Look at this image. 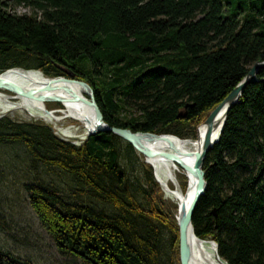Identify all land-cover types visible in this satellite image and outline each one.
<instances>
[{
  "label": "trees",
  "instance_id": "trees-1",
  "mask_svg": "<svg viewBox=\"0 0 264 264\" xmlns=\"http://www.w3.org/2000/svg\"><path fill=\"white\" fill-rule=\"evenodd\" d=\"M255 61H264V0H0V72L71 74L91 86L103 120L115 127L162 134L184 125L195 139ZM256 77L206 154L207 186L192 215L194 234L213 240L226 264H264V69ZM172 134L185 136L183 129ZM119 139L99 132L74 145L40 121L0 118L1 143L23 144L112 208L94 211L25 184L28 206L60 255L83 264H179L177 204L164 198L144 161L146 207L137 202L119 163ZM125 154L143 158L126 141ZM178 176L185 191L186 177ZM162 228L171 232L164 259ZM0 264L32 263L0 249Z\"/></svg>",
  "mask_w": 264,
  "mask_h": 264
},
{
  "label": "rangeland",
  "instance_id": "rangeland-1",
  "mask_svg": "<svg viewBox=\"0 0 264 264\" xmlns=\"http://www.w3.org/2000/svg\"><path fill=\"white\" fill-rule=\"evenodd\" d=\"M9 9L19 14L31 13V9L23 5H12ZM23 62L26 61L23 60ZM78 62L89 67L86 58H81ZM29 70L46 77L38 69ZM63 70L69 72L67 69L63 68ZM4 93L7 95V100L5 102L0 100V118L6 117L10 120L28 122L40 121L49 125L57 137L70 144L79 145L84 140L86 129L81 122L72 118L50 120V118L43 116L42 112L28 108L27 105H21L18 99L12 97L13 93L6 90ZM184 128V125L176 126L167 132L174 133L175 130L183 129V134L187 133L188 135L189 132ZM187 135L185 134L180 138L195 142L196 139L186 137ZM117 148L120 150L119 163L125 171L128 188L134 193L137 202L144 208L146 207L142 192L146 188V173L142 166L144 160L138 155L130 154L127 156L125 154V141L121 138L117 141ZM182 174V172L176 174L180 187L182 183L178 175ZM183 175L185 176V174ZM185 177L187 182V176ZM25 184H36L53 189L64 202L69 204H80L94 211L105 213L112 211L109 205L99 202L97 198L86 192L85 188L67 171L32 158L21 143L0 142V249L15 257L27 259L32 264H83L77 258L62 256L56 251L53 242L42 230L28 206L24 190ZM161 189L164 198L174 202L166 195L162 187ZM160 231L162 236L161 257L164 259L170 254L171 232L165 228ZM214 257L218 258L220 262L222 261L218 257L217 251H214ZM174 264L178 263L175 262Z\"/></svg>",
  "mask_w": 264,
  "mask_h": 264
},
{
  "label": "water",
  "instance_id": "water-1",
  "mask_svg": "<svg viewBox=\"0 0 264 264\" xmlns=\"http://www.w3.org/2000/svg\"><path fill=\"white\" fill-rule=\"evenodd\" d=\"M12 69L17 68L12 67L0 72V88L26 98L31 102H35L33 104L34 108H37V110L52 117L54 120L72 118L73 120L77 121V118L72 117L67 112L66 108L62 109V107H65L63 105L65 100L68 102L81 103L84 107L91 109L94 123L92 127L86 131L84 139L99 132H110L123 139L143 156L145 163L151 166L153 177L162 188L166 187L157 177L155 169L150 164V159L161 158L166 161L176 162L181 166L185 173L191 176V184H187L184 191L185 194L190 191L191 198L189 202H185L183 199L177 204L175 219L178 236V262L179 264H193L190 239L195 238L202 241V239H199L194 234L192 215L200 197L204 195L207 186L205 172L202 167L204 159L208 151L212 148L213 144L218 140L228 111L237 102L244 88L248 84L257 80L256 75L258 71L264 69V61L253 62L242 80L238 82L236 86L219 102V104H217L210 111L204 121L196 127V140H199L198 130L200 127H203L204 134L198 149L194 152L188 153V155L192 157L193 160L191 165H186L179 161L176 153L179 152L180 149L175 143L180 141V137L175 134H157L152 132L132 131L128 128L115 127L107 124L103 120V115L95 100L93 89L85 81L74 79L71 74H67V77L62 75L51 77L44 83V85L40 86L39 88H23L14 82L7 81L1 77L2 73ZM18 69L27 71L21 68ZM57 88L65 92L68 97L64 98L58 94H47L48 92H53V90ZM46 102H58L62 105V107L58 109H47L44 104ZM217 130H219L218 135L215 139H213V135ZM159 140H162L168 148L173 150V152L154 150L147 146V144H151ZM207 241L214 245V249L216 251L215 242L213 240ZM221 263L226 264L222 261Z\"/></svg>",
  "mask_w": 264,
  "mask_h": 264
},
{
  "label": "bare ground",
  "instance_id": "bare-ground-1",
  "mask_svg": "<svg viewBox=\"0 0 264 264\" xmlns=\"http://www.w3.org/2000/svg\"><path fill=\"white\" fill-rule=\"evenodd\" d=\"M1 77L7 81L14 82L15 84L23 88H34V87L39 88L40 86L44 85V83L48 79H50V77H44L40 75L38 72H35L33 70L22 71L18 68L5 71L4 73L1 74ZM4 91L5 89L0 88V100L5 102L7 100V95L4 93ZM47 94H58L64 98L68 97L67 94L61 91L59 88L53 90V92H48ZM12 97L18 99L21 105H27L28 108L30 107L34 110H37V108L33 107V104L35 102H31L26 98L15 95L14 93L12 94ZM8 105L10 104L8 103ZM63 105L65 107H62V109L66 108L67 112L72 117L77 118V121L83 124L86 131L92 127L94 121H93V113L91 109L84 107L81 103L68 102L67 100L63 102ZM43 116L50 118V120L51 119L53 120V118L48 115L44 114ZM218 132L219 130L215 132V134L213 135V139L216 138ZM203 134H204V129L203 127H200L198 130L199 140H195V142H193L190 139L182 140L180 138V141L175 143L177 147L180 149L179 152L177 153L175 152L179 161H181L183 164L186 165L192 164L193 162L192 157H190L188 153L194 152L198 149L201 143V139L203 138ZM147 146H149L154 150L173 152V150L168 148L162 140L155 141L151 144H147ZM149 161L150 164L155 169L157 177L166 187L163 188L166 195L169 198H171L176 204H178L183 199L185 200V202H189L191 198V193L190 191H188L186 194L184 193V191L178 184L176 174L182 172L183 174H185V176H187L186 186L187 184L189 185L191 184L192 181L191 176L185 173V171L181 168V166L176 162L166 161L161 158H153L150 159ZM169 184H171L172 187H170ZM190 243L192 248L193 264H222L218 258L214 257L215 249H214V245H212L211 243L206 242L205 240L200 241L195 238H191Z\"/></svg>",
  "mask_w": 264,
  "mask_h": 264
}]
</instances>
